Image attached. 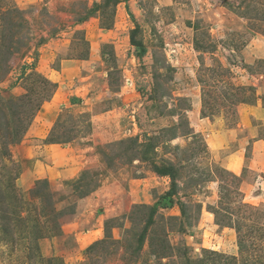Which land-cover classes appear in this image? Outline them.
I'll return each instance as SVG.
<instances>
[{
	"label": "rangeland",
	"instance_id": "1",
	"mask_svg": "<svg viewBox=\"0 0 264 264\" xmlns=\"http://www.w3.org/2000/svg\"><path fill=\"white\" fill-rule=\"evenodd\" d=\"M0 264H264V0H0Z\"/></svg>",
	"mask_w": 264,
	"mask_h": 264
},
{
	"label": "crops",
	"instance_id": "2",
	"mask_svg": "<svg viewBox=\"0 0 264 264\" xmlns=\"http://www.w3.org/2000/svg\"><path fill=\"white\" fill-rule=\"evenodd\" d=\"M53 148H54V145H52V144H50V145H44V146H43V149H44V152H45V153H46V152H47V153L50 152V153L53 154V153H54L53 151H55ZM42 152H43V151H42ZM50 158H51V157H50ZM38 166H39V165H38ZM52 171H53V170H52Z\"/></svg>",
	"mask_w": 264,
	"mask_h": 264
},
{
	"label": "trees",
	"instance_id": "3",
	"mask_svg": "<svg viewBox=\"0 0 264 264\" xmlns=\"http://www.w3.org/2000/svg\"><path fill=\"white\" fill-rule=\"evenodd\" d=\"M103 27H104V26H103ZM104 28H106V27H104ZM165 170L168 172V175H169V176H172V175H173L171 172H169V170H168V169H165ZM165 170H163V169H157V171H156V172H157V173H161V174H164V175H165V174H167ZM57 230H58V227H57Z\"/></svg>",
	"mask_w": 264,
	"mask_h": 264
}]
</instances>
